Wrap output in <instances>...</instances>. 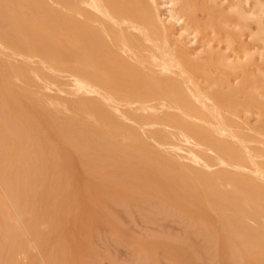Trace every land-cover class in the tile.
<instances>
[{"label": "bare ground", "instance_id": "1", "mask_svg": "<svg viewBox=\"0 0 264 264\" xmlns=\"http://www.w3.org/2000/svg\"><path fill=\"white\" fill-rule=\"evenodd\" d=\"M30 1L0 0L6 68L0 67V91L20 121L11 125L1 115L0 124L9 157L17 134L25 132L29 146L24 141L28 147L15 156L30 160L33 145L42 161L24 168L34 217L26 213L22 226L34 249L39 253L44 243L37 241L40 221H60L67 211L71 196L65 203L60 194L53 203L64 178L55 183L51 168L58 153L71 147L84 163V154L106 159L132 185L164 191L181 211L233 240L242 256L247 247L237 238L239 230L251 236L250 248L264 252V0ZM16 81L22 93L12 90ZM35 111L67 149L52 148ZM38 177L44 181L36 183ZM24 241L18 246L24 257L16 260L13 251L9 262L34 263L33 247Z\"/></svg>", "mask_w": 264, "mask_h": 264}, {"label": "rangeland", "instance_id": "2", "mask_svg": "<svg viewBox=\"0 0 264 264\" xmlns=\"http://www.w3.org/2000/svg\"><path fill=\"white\" fill-rule=\"evenodd\" d=\"M28 2H32V1L28 0ZM34 28L38 32L44 35L48 36L49 33V36H52V34H50V32L44 28L41 27L37 28L35 26ZM3 60H4L3 57H1L0 67H3L4 69L5 64L4 66H2L3 64L1 65V63H5ZM3 82L4 79L0 75V87L2 88V91H3V84H2ZM15 83L16 86H14L15 88L12 87V90L16 89V92L22 93L23 90L17 87L18 83L20 84L21 82L16 81ZM2 91H0V116L2 115V117H4L3 118L4 120L8 118L7 121H9L10 124L13 122L11 125L13 124L17 125L19 124L20 121L18 122V118L14 115L13 108L10 107L11 105L7 106L5 104L6 102L4 101V97H3L4 95ZM52 94L53 92L51 93V95ZM2 102L4 104H2ZM3 106L6 110L5 112L3 110L4 108H2ZM10 108L11 110H9ZM33 115L36 118L40 116L39 113H37L36 111L33 112ZM41 116L39 117L40 119L37 118L36 122L38 121L37 122L38 124L41 123L39 125L42 126L41 128H43L46 134L51 138L53 142L51 144V146H53L52 148L57 150L60 149L59 151L56 150L57 153L67 149L68 144L66 145L64 143L66 145L64 146L63 141L59 140L58 137L55 135V133H52L53 130L51 128L48 130V128L45 127L48 124H45L43 119L44 116L42 117ZM2 117H0L1 124L4 121L2 120ZM1 124H0V136H1V140H0V158H1L0 159V185H1L0 186V214H1L0 215V238H1L0 264H16L15 260L11 261L12 263L9 262L13 257V251L15 258L17 257L16 260L18 259V256L20 260L24 257L23 256L24 254L21 253L18 254L19 253L18 246H20L21 238H24L25 240L24 243L26 245L33 247V249L31 248L34 256L32 260L34 259L35 260L34 263L33 261H29L31 264H38V263L39 264H95V263L96 264H149V263L150 264L151 263L152 264H222V263L226 264L227 262H228L227 264H230L229 255L231 256V258L234 257V259L232 260L234 261L235 264H242V263L264 264L263 261L264 252L250 248L249 243L252 239L247 232H243L239 230V233L241 232L240 233L241 236H237L238 239L243 240L244 244H246L245 246L247 247L246 256L245 255L242 256L241 254L243 253H241L238 250V247L233 240L229 239L228 237H224V236L221 237L220 234L218 235L219 233L217 231L218 229L213 225L210 226V224L208 223L205 224L204 223L205 221L202 220L201 218L199 219V217L195 215H190L187 214L186 212L181 211L179 205H177L175 201L173 202L167 195H165L164 191H161L154 187L138 186L137 184L132 185L131 177L116 172V170L112 169V167L110 166L111 165L110 162L103 158H100L99 160L98 158L92 157L88 154H84L86 156L85 163L89 162L90 164V165L87 164L88 166H86L83 159H80L79 154H76L77 156L74 155L77 152L73 154L71 152L74 151L70 152L69 148L71 147H68L67 149L68 151L65 150L64 152H62L64 155L68 156V158L63 156L61 157L59 156V154L62 155V153H58V157L55 159L53 166L51 168L53 181L55 183L59 184L61 182V178H64L65 180L64 181L62 179L64 184L60 183L61 188H62L61 184L63 186L65 185V189L64 187L62 188V192L63 191L65 192H63L62 194L60 187H59L60 189L58 188L57 190H55V192L53 193V203L54 204L58 203L57 201H59L60 199L59 198L60 194L63 195L61 196L62 198L60 199L63 202L68 200L69 197L71 196V199L68 200L69 202L66 201L67 204L64 207L65 209H63V211L65 210L67 211H65L64 213L62 212L63 214H66L67 212V214L61 215V219L63 218L61 223L64 226L61 223H59L61 219L60 221L58 220L56 222H48V220H44V219H43L44 221H40V223L38 224L40 226V227L38 226V230L41 232L43 238L40 235V232H38L40 238L37 236V241H40L41 239L42 243L44 242L43 243L44 246L43 245L41 246V249L39 250L38 253L37 252L38 250L34 249L35 246H33V243L35 244V242L33 238L31 236L26 237V235L28 234L27 232L25 233V229H24L25 227H23L25 226L24 222H26L25 220L29 217V215L31 218L34 217L31 216V214L33 215V213L29 214V212H31L30 205L28 202L30 201L29 200L30 191L29 189H27L29 187L28 184L29 180L27 181L26 177H24L25 176L24 172H26L24 168H26V166L30 162L31 163L29 164V167L31 166L33 167L35 165H38V163H41L42 161L38 160L37 153H34L36 149L35 147H33V145H32L33 157L30 160L29 158L19 159L18 155L15 156V152L17 154V152L19 153L29 146V141H28L29 139H27L28 135H26L25 132L24 134L23 133L17 134L16 142H15L16 150L12 152L10 156L12 157L10 159L12 163L10 162V160L8 161V159L10 158L9 157L10 154L8 153L9 144L8 143L6 144V141H8V136L5 134L6 132L3 129H1ZM2 138L4 142H2L3 141ZM100 138L101 141L106 139L103 136H100ZM5 139L7 140L5 141ZM24 141H26L25 143L26 145L28 144V146L24 144ZM5 149L8 150V152H5ZM68 153H70L71 155H69ZM78 156L79 158H77ZM61 161H63L62 164ZM80 161L81 163L83 162L84 164L82 163V165H80L81 164ZM20 163L22 164V167ZM96 163L99 165H97ZM65 164L70 165V166L67 165L68 173L66 172L67 170L65 168L67 167ZM6 165H9V168L7 172H4V170L7 167ZM61 165L64 166L59 167ZM91 165L95 169H93ZM105 165L107 166V169ZM108 165L110 167H108ZM101 167L104 170H102ZM63 168L64 170H62ZM109 168L110 170L108 171ZM17 171L20 172L18 173ZM2 172H4L5 174ZM68 174H72V176ZM27 175L29 176V177L27 176L28 179H30L31 175L29 174ZM106 177L108 178L105 179ZM22 178L24 179V181ZM40 179H42L41 182L44 181V178L38 177L37 179H35L36 183L37 181L39 182ZM1 180H3L4 183L1 182ZM72 187H76V188H72ZM72 190L73 192H71ZM74 192H77L80 195L79 194L76 195V193ZM72 195H74V197H72ZM15 199H17V201ZM70 200L71 201L74 200L73 201L74 205ZM13 201H15V203ZM60 203L62 202L60 201ZM70 205L71 206L73 205L72 206L73 209ZM71 211L72 213L70 214ZM17 212L19 214H17ZM158 212H160L161 214H158ZM26 213H28L29 215H27ZM166 213L168 214V216ZM69 214L71 215V218L69 217L70 216ZM176 216L180 219L176 218ZM68 218L70 221L68 220ZM71 221L72 224L70 225L69 223H71ZM41 222H43L44 224L46 223L47 225H44ZM48 223L51 224L49 225ZM52 223H56V225ZM19 224L21 225V227ZM59 226L61 227L63 226V227L60 228ZM22 227L24 230L22 229ZM20 228L21 230H23V232L22 231L19 232ZM50 231L52 233H50ZM22 234H24L25 237H22L23 236ZM243 234L246 236H244ZM12 238L14 239L15 242L17 241L16 244ZM46 238L47 240H44ZM221 238L225 242L221 241ZM214 240L216 242H214ZM222 242L223 245H225L224 246L225 248H223ZM4 243L6 244V246L4 245ZM220 247H222L223 249ZM228 249L229 251L227 252ZM215 251H217V255H215L216 253ZM35 252L36 254H34ZM221 252L223 255L221 254ZM194 256H196L197 258ZM197 259L200 262L196 261ZM91 261H93L94 263Z\"/></svg>", "mask_w": 264, "mask_h": 264}]
</instances>
